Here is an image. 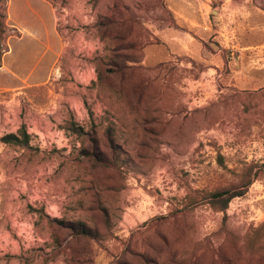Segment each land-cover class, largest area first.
Listing matches in <instances>:
<instances>
[{
  "label": "rangeland",
  "instance_id": "1",
  "mask_svg": "<svg viewBox=\"0 0 264 264\" xmlns=\"http://www.w3.org/2000/svg\"><path fill=\"white\" fill-rule=\"evenodd\" d=\"M222 3L0 0V264H264V0Z\"/></svg>",
  "mask_w": 264,
  "mask_h": 264
},
{
  "label": "crops",
  "instance_id": "2",
  "mask_svg": "<svg viewBox=\"0 0 264 264\" xmlns=\"http://www.w3.org/2000/svg\"><path fill=\"white\" fill-rule=\"evenodd\" d=\"M158 1L159 0H157V2ZM214 1L215 0H160L162 6L160 14L165 15V9H167L178 26L186 25L192 32L196 31V27H201L197 30L198 32L203 33L202 31H205L204 26H207L208 22L211 23L209 13L212 9ZM222 2V8L225 12L221 14V16L225 17L228 22L236 23V19H238L239 22L241 18L244 20L246 17H249L250 14L245 8L246 0H222ZM158 13L159 9L157 8L156 14ZM149 20L150 22H153L151 18L148 19V22ZM155 33L156 35L159 34L164 39L169 41L168 45L173 47L172 51H174L178 46L177 43L182 40L180 32L174 28L172 31L168 28L161 30L158 29ZM196 33L197 32H195V34ZM187 35L191 36L190 33ZM206 35L207 34H204V36Z\"/></svg>",
  "mask_w": 264,
  "mask_h": 264
},
{
  "label": "trees",
  "instance_id": "3",
  "mask_svg": "<svg viewBox=\"0 0 264 264\" xmlns=\"http://www.w3.org/2000/svg\"><path fill=\"white\" fill-rule=\"evenodd\" d=\"M5 19V15L4 14H1L0 13V62L2 60V56H3V53H5V49H3L2 47V42L4 41L5 39V34H6V27L4 26V20ZM28 134L24 131V130H21L20 131V134H9V135H6L5 137H3L1 140L4 142V143H8V144H12V145H23V144H27L28 143ZM244 195V192L243 191H223V192H219L217 194H215L214 196L216 198H224L226 197L225 199V203L228 204V202L235 198V197H238V196H242ZM80 229L77 231L79 233V236H83V237H88V238H91V236H93V233L91 231L90 228H87L85 226H82L80 225L79 226Z\"/></svg>",
  "mask_w": 264,
  "mask_h": 264
}]
</instances>
